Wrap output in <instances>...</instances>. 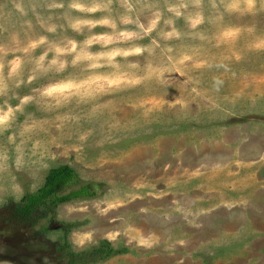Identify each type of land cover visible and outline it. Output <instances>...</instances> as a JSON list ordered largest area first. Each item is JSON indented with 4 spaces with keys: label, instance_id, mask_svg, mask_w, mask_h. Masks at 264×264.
I'll return each mask as SVG.
<instances>
[{
    "label": "rangeland",
    "instance_id": "1",
    "mask_svg": "<svg viewBox=\"0 0 264 264\" xmlns=\"http://www.w3.org/2000/svg\"><path fill=\"white\" fill-rule=\"evenodd\" d=\"M16 2L28 16H0V46L13 33L22 41L47 34L36 13L61 23L47 8L53 0ZM225 23L264 33V12ZM177 25L180 39H161L160 47L142 41L155 54L135 59L160 71L139 85L89 102L26 108L38 124L33 140L44 147L29 169H13L19 199L0 189V264H66L54 246L64 240L74 253L110 242L118 253L98 264H264V51L247 49L253 35L247 32L231 47H217L182 20ZM204 27L214 35L215 26ZM58 78L38 80L20 94ZM62 166L75 170L81 184L99 186L97 196L59 206L51 233H43V220L26 228L22 248L39 246L18 257L10 249L18 233L6 223L9 208ZM59 223L76 227L65 235Z\"/></svg>",
    "mask_w": 264,
    "mask_h": 264
},
{
    "label": "clouds",
    "instance_id": "2",
    "mask_svg": "<svg viewBox=\"0 0 264 264\" xmlns=\"http://www.w3.org/2000/svg\"><path fill=\"white\" fill-rule=\"evenodd\" d=\"M47 8L58 13L61 23H49L52 15L45 21L36 13L37 23L47 34L22 41L19 33H13L10 44L0 46V137L6 136V143H0V189L17 199L23 190L13 169H29L44 147L32 137L38 124L26 115L30 104L58 108L139 85L160 70L151 64L142 67L135 58L154 55L153 46L160 47L161 39H180L183 32L177 22L181 20L202 40H214L217 47H231L247 32L253 34L247 49L264 51V33H258L255 25L225 23L230 16L264 12V0H53ZM12 15L26 17L28 10L16 0H7L0 5V16ZM25 24L33 28L31 20ZM205 25L215 26L214 35H206ZM58 33L59 38H53ZM145 39H151L153 46L144 45ZM234 55L240 58L239 53ZM51 76L59 78L32 89L34 94H20L21 88Z\"/></svg>",
    "mask_w": 264,
    "mask_h": 264
},
{
    "label": "trees",
    "instance_id": "3",
    "mask_svg": "<svg viewBox=\"0 0 264 264\" xmlns=\"http://www.w3.org/2000/svg\"><path fill=\"white\" fill-rule=\"evenodd\" d=\"M99 186L94 184H81V179L71 167L62 166L52 169L47 177L45 186L36 193L27 194L21 203L13 204L9 208V216L6 219L9 228L17 232V238L13 241L10 249L23 254H32L31 250L23 249L25 242L21 239L26 228H32L40 221H47L43 233H51L49 225L57 223V208L63 204L80 200L90 199L97 196ZM6 218V217H5ZM61 230L68 235L76 226L60 224ZM51 231V232H50ZM34 241V240H33ZM34 244H37L34 242ZM58 254H65L66 264H98L106 262L116 256L118 251L110 242H102L82 253L68 251L71 248L69 242L54 245ZM72 250V249H70ZM20 251V252H19ZM33 253H36L35 251ZM17 257V258H18ZM20 263L18 260L12 261Z\"/></svg>",
    "mask_w": 264,
    "mask_h": 264
},
{
    "label": "crops",
    "instance_id": "4",
    "mask_svg": "<svg viewBox=\"0 0 264 264\" xmlns=\"http://www.w3.org/2000/svg\"><path fill=\"white\" fill-rule=\"evenodd\" d=\"M206 157V156H205Z\"/></svg>",
    "mask_w": 264,
    "mask_h": 264
}]
</instances>
